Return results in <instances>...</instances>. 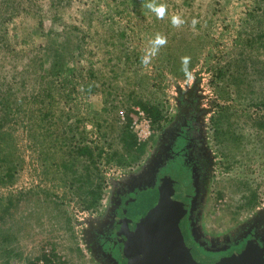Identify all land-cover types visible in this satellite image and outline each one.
Segmentation results:
<instances>
[{
	"label": "rangeland",
	"instance_id": "1",
	"mask_svg": "<svg viewBox=\"0 0 264 264\" xmlns=\"http://www.w3.org/2000/svg\"><path fill=\"white\" fill-rule=\"evenodd\" d=\"M157 35L166 43L145 65ZM56 47L65 57L57 75ZM136 101L159 106L161 124ZM128 116L142 144L135 160L119 139ZM0 121V264H112L100 249L114 229L130 264V245L166 202L155 195L173 197L166 183L177 176L133 191L159 162L162 137L185 124L196 240L217 247L264 232V0H0ZM83 145L94 160L103 152L99 172H87ZM179 213L197 262L231 264L243 253L205 255Z\"/></svg>",
	"mask_w": 264,
	"mask_h": 264
},
{
	"label": "flooded vegetation",
	"instance_id": "2",
	"mask_svg": "<svg viewBox=\"0 0 264 264\" xmlns=\"http://www.w3.org/2000/svg\"><path fill=\"white\" fill-rule=\"evenodd\" d=\"M184 125V124H183ZM190 129L187 124L182 126L177 132L168 134L166 138L162 137L163 147L161 146V155L159 162L152 170V173L145 181L143 186H138L133 193L141 189H146L147 187L154 188L162 182L161 177H168L169 174H174L177 179L167 178L166 185L173 195L169 198L168 196L162 195L166 201H172L174 203L178 202L184 206V219L187 222L189 232L192 237L193 244L198 248H206L212 253L228 254L231 251L239 250L242 247L245 248L246 245L251 244L255 248L248 252V254H253L258 260L257 263L264 264V232L257 228H250L246 230L245 233L234 240V244H222L221 246L211 247L208 245H203L201 242L196 240L194 234L193 222L197 217L195 216L194 205L197 197V179L195 177V164L191 160V142H190ZM166 179V178H165ZM132 193V195H133ZM132 195H127L132 197ZM172 199V200H171ZM182 229V228H181ZM116 229L108 231V233L102 237V249H100L101 256L103 259H108L112 264H126V259L120 257L119 249L113 236ZM118 249V250H115ZM194 256V254H192ZM195 258V257H194Z\"/></svg>",
	"mask_w": 264,
	"mask_h": 264
},
{
	"label": "water",
	"instance_id": "3",
	"mask_svg": "<svg viewBox=\"0 0 264 264\" xmlns=\"http://www.w3.org/2000/svg\"><path fill=\"white\" fill-rule=\"evenodd\" d=\"M176 204H168L151 216L144 227L143 236L130 249L134 256L130 264H201L187 246L180 226V209L172 213ZM253 254H240L231 264H258Z\"/></svg>",
	"mask_w": 264,
	"mask_h": 264
},
{
	"label": "trees",
	"instance_id": "4",
	"mask_svg": "<svg viewBox=\"0 0 264 264\" xmlns=\"http://www.w3.org/2000/svg\"><path fill=\"white\" fill-rule=\"evenodd\" d=\"M51 52L53 54V56H52L53 57V62L51 63L52 73L57 75L58 73L59 74L61 73L62 68H63V61L65 59L64 51H63V48L56 47V48L52 49ZM135 104L138 105V107L141 108L146 113L147 117L151 120V123H152L153 127H155L156 125L159 126L161 124L162 120L164 119V115H163V112L160 110L159 106L154 105V104L152 105L149 102H142V101H136ZM131 124H132V119L128 116L127 117V123H126V125L123 127V129L120 132L119 139H120V142H121V145H122L123 149L125 150V152L127 154H132V152L135 153V157H134V160H135V159H138L140 157V155H141L142 144L138 145V138H137L136 133L131 128ZM0 132H1V126H0ZM78 150H79V154H81V155H89V158H90L91 162L89 161L87 172H89L91 167L96 169L97 172H99V169L97 168V162H98V160H100L102 158V155H103L102 153L103 152H101V151L97 152V160H94L93 150L89 146H86V145L84 146L83 145L82 147H79ZM1 151H2V149L0 147V152ZM113 156L117 157V158H122L124 155L120 154V153H118V151L114 150L113 151ZM108 160H110L109 157H108ZM124 162L125 163H127V162L129 163V161H126V160ZM87 179L89 180V185H90L89 188L99 187L98 184L94 186V184L91 183L92 180H91L90 174H88ZM0 181H2L1 176H0ZM94 194H95V192H94V190H92L91 191V195L93 196L92 197L93 199L90 202H87L88 206H92V205H94L97 202L95 200ZM155 196L156 197H161V196H159V194H157ZM155 196H154V199L157 200L155 198ZM165 204H168V201H166ZM165 204L163 206H165ZM175 204H176L178 209L182 210V212H183V210H185L184 206L182 204H180L178 202H176ZM254 248L255 247L253 245L248 244V245L245 246V248L242 247L241 249L234 250V251L237 252L238 254L241 253V252H243L242 254H244V253H248V252L252 251ZM199 249L205 255L206 254H214V253L218 254L216 252L212 253L210 250H208L206 248H201L200 247ZM132 256H130L129 261L132 258Z\"/></svg>",
	"mask_w": 264,
	"mask_h": 264
},
{
	"label": "clouds",
	"instance_id": "5",
	"mask_svg": "<svg viewBox=\"0 0 264 264\" xmlns=\"http://www.w3.org/2000/svg\"><path fill=\"white\" fill-rule=\"evenodd\" d=\"M145 6L152 13H154L158 18H162L164 16L165 8L162 5H157L155 3L148 2ZM171 23L173 24V26H179L182 23H184V21L179 16H173L171 19ZM195 23H196V21L194 20L193 24H195ZM165 43H166L165 38H163L160 35H157L151 41V48L149 49L147 54L144 57H142L141 62L143 64L147 65L149 63L150 57L155 56L157 51L159 50V48L161 46H163ZM181 64H182V71L185 73V76L190 78V73H189V69H188L189 58L188 57H182L181 58Z\"/></svg>",
	"mask_w": 264,
	"mask_h": 264
}]
</instances>
